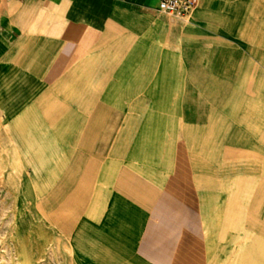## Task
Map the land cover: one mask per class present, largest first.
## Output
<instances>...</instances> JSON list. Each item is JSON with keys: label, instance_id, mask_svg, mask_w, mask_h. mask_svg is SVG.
Here are the masks:
<instances>
[{"label": "crops", "instance_id": "crops-1", "mask_svg": "<svg viewBox=\"0 0 264 264\" xmlns=\"http://www.w3.org/2000/svg\"><path fill=\"white\" fill-rule=\"evenodd\" d=\"M158 3L0 6L4 183L78 264H235L264 217V0Z\"/></svg>", "mask_w": 264, "mask_h": 264}, {"label": "rangeland", "instance_id": "rangeland-1", "mask_svg": "<svg viewBox=\"0 0 264 264\" xmlns=\"http://www.w3.org/2000/svg\"><path fill=\"white\" fill-rule=\"evenodd\" d=\"M5 154L0 148V264H78L62 229L66 217L36 210L33 202L31 206L30 185H24L22 194L18 185L4 183L7 172L12 176L18 170L3 167ZM252 229L251 256L235 264H264V217L253 216Z\"/></svg>", "mask_w": 264, "mask_h": 264}, {"label": "built area", "instance_id": "built-area-1", "mask_svg": "<svg viewBox=\"0 0 264 264\" xmlns=\"http://www.w3.org/2000/svg\"><path fill=\"white\" fill-rule=\"evenodd\" d=\"M14 0H0V6ZM199 0H159L157 10L176 19H187Z\"/></svg>", "mask_w": 264, "mask_h": 264}]
</instances>
